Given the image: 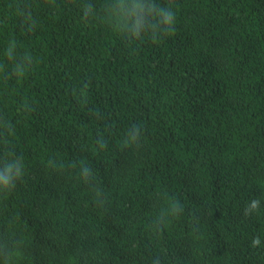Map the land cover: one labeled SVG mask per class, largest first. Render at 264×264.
I'll return each mask as SVG.
<instances>
[{
    "label": "trees",
    "instance_id": "trees-1",
    "mask_svg": "<svg viewBox=\"0 0 264 264\" xmlns=\"http://www.w3.org/2000/svg\"><path fill=\"white\" fill-rule=\"evenodd\" d=\"M0 264H264V0H0Z\"/></svg>",
    "mask_w": 264,
    "mask_h": 264
},
{
    "label": "bare ground",
    "instance_id": "bare-ground-1",
    "mask_svg": "<svg viewBox=\"0 0 264 264\" xmlns=\"http://www.w3.org/2000/svg\"><path fill=\"white\" fill-rule=\"evenodd\" d=\"M49 179H50V178H49ZM45 181H46V180H45ZM57 188H59V187H57ZM52 189H53V188H52ZM56 190H57V189H56ZM56 190H55V191H56ZM53 195H54V194H53ZM53 195H52V196H53ZM54 199H55V198H54ZM56 199H57V198H56ZM72 202H73V201H72Z\"/></svg>",
    "mask_w": 264,
    "mask_h": 264
}]
</instances>
